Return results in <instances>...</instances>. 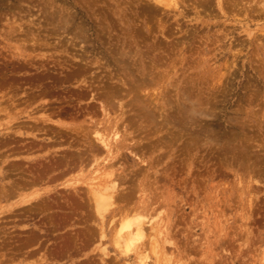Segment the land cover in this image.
<instances>
[{
	"label": "rangeland",
	"instance_id": "1",
	"mask_svg": "<svg viewBox=\"0 0 264 264\" xmlns=\"http://www.w3.org/2000/svg\"><path fill=\"white\" fill-rule=\"evenodd\" d=\"M197 1L187 0L184 5L178 2L177 7L168 6L178 8L173 11L156 5L159 10L153 8L144 14L142 5L148 7L153 2L0 0V101H4L0 102V108L12 114L23 110L36 116L49 115L55 129L57 124H64L87 127L90 132L94 130L91 128L100 126L103 131L107 128L108 117L118 119L117 126L105 132L119 129L118 141H128L129 149L124 150L128 154L123 156L125 161L121 156L119 160H112L115 163L113 169L123 175L138 173L125 179L130 183L129 186L125 182V187L130 188L127 192H132L135 186L130 202L125 201L129 202L126 209L130 214L136 212L146 225L160 223L170 232L168 239L172 245L165 244L169 262L162 259L159 264H264V174L256 177L252 170V163L255 164L257 159L262 161L260 165L264 169V11L259 10L258 0H236L238 3L222 0L226 13L220 12L217 0ZM48 2L61 8L58 10L62 15H57L56 19H70L67 33L55 28L56 22L43 21L44 6H49ZM239 2L255 9L245 10L247 6L243 9ZM256 8L259 11L256 12ZM54 9L50 8L51 11ZM75 31H84L86 41L75 40ZM31 34L35 35L32 38L40 39L39 45L32 43ZM16 47L20 48V54H16ZM105 93H108V99ZM6 97L11 99L5 101ZM187 97L196 107L186 101ZM109 105L113 108L108 107L110 114L103 118L102 106ZM183 105L197 108L208 116L195 119L196 128L192 133L202 131V134L197 139L198 144L192 146L191 154L181 149L188 143V137L177 143L168 142L164 130L153 134L151 127H147L148 131H145L146 124L141 117L146 109L156 111L158 123L161 120L158 112L171 117L178 115L177 122L183 126L185 121L177 113ZM161 106L163 110L159 111ZM127 117L131 118V123ZM21 121L15 123L16 129L28 120L23 118ZM7 122L1 114L0 129ZM132 123H135L134 127L130 125ZM120 128L124 131L120 132ZM207 134L213 139L212 143L206 140ZM164 138H167V147H163ZM142 143L146 144L144 148ZM157 146L159 150L155 151ZM231 148L237 150L236 155L244 149V160H233V154H228ZM4 149H0L3 155L12 153L8 162L19 160V166H25L27 161L23 156L16 157L15 153ZM38 152L36 163L42 164L49 159L43 152ZM107 157L101 150L97 156L100 159L93 167L87 163L83 170L77 168L71 174L61 171L62 174L49 180V173H45L42 177L47 181L28 187L35 186L38 192L48 190L40 196L48 207L38 212L36 209L42 207L39 201L0 219V246L3 245L0 264H17L20 259L24 260L22 264L32 260L37 263V257L46 249L56 256L48 254L45 264H156V256L149 249L147 260L140 259L133 251L128 254L118 251L111 240L112 232L108 231L107 238L100 239L95 233L96 226L92 229L94 238H89L83 249H77L78 245L74 244L71 235L84 230L80 212L85 209L78 206L77 213H63L73 209L67 203L75 204V200H71L73 191L64 186L71 183L70 180H77L78 190L84 191L85 183L91 177L108 171V168L103 169ZM246 163H250L249 168ZM19 175L18 172H7L3 181L11 183ZM253 177L258 178L259 183ZM142 181L146 182L145 190L137 187ZM52 200L57 203L53 204ZM77 216L81 219H75ZM92 220L99 222L93 215ZM36 226L44 228L46 234L33 231ZM115 226L113 224L110 230ZM32 234L37 241L23 248H20L23 245H16ZM40 239L43 240L38 244ZM65 242H68L69 250L56 252ZM2 253H5L3 257ZM27 254L28 258H25Z\"/></svg>",
	"mask_w": 264,
	"mask_h": 264
},
{
	"label": "bare ground",
	"instance_id": "2",
	"mask_svg": "<svg viewBox=\"0 0 264 264\" xmlns=\"http://www.w3.org/2000/svg\"><path fill=\"white\" fill-rule=\"evenodd\" d=\"M134 1L141 3L144 0H134ZM145 1H147L149 3L153 2V5L149 4L147 7L142 2V4H143L142 8H143L144 14H147L149 12V10H152L153 8H154L153 10H159V7L156 5H159V6L161 5V6L170 8L173 11L177 7L176 5H178V2H180L182 5H184L187 2V0H145ZM204 1H206V0H204ZM252 1H254V0H252ZM235 2H237V1L235 0ZM48 3H49L48 5L50 7L47 5H46L47 7L44 6V8H45L44 14L46 13V15L44 16L45 20L43 19V21L44 22L46 21L49 24H53L54 22H56L55 28H57L58 30H63V33L66 32L68 30L67 27L70 24V19L68 17H65V18H63V20H61L59 17L62 15V13L58 10V8L61 9L60 6H58V8H56V5L54 3H50V2H48ZM197 3H198V1H197ZM197 3H196V5H197ZM249 3H250V1L248 2V4ZM43 4H44V2H43ZM181 4H179V5H181ZM240 4H242V3H240ZM243 4H242V8L245 9L247 5L245 6ZM257 4L260 6L259 7L260 9L259 8L258 9L264 11V0H258ZM170 5H175L176 7L174 9H172L171 8L172 6L168 7ZM217 5L219 6V9L221 10L220 12H225L224 9H226V8H223L224 6L222 4V0H217ZM230 5H232V4H230ZM235 5H238V4H235ZM33 6H35V5H33ZM237 7H238V11H239V6H237ZM249 7L255 9L251 5H249ZM249 7L247 6V9H245V10H249L248 9ZM40 8H42V5ZM48 8H49V10H47ZM50 8H51V10L56 8V10L54 9L53 11H51ZM170 9H168V10H170ZM177 9H175V10H177ZM236 9H234V10H236ZM258 9L256 10V12L259 11ZM164 10H166V9L164 8ZM38 12H40V11H38ZM233 12L235 13L236 11H233ZM240 12H241V9H240L239 13ZM231 13H232V11H231ZM43 15H40V16H43ZM57 15L59 16L58 19H56ZM37 16H39V15H37ZM41 19H42V17H41ZM41 19L39 20V23H40ZM32 23H34V22H32ZM53 28H54V26H53ZM43 29H44V27H43ZM49 30H51V29H49ZM58 30H56V31H58ZM23 32H25V31H23ZM58 32H56V33H58ZM52 33L55 34V30ZM71 33H73V32H71ZM71 33H69V34H71ZM79 33H81V34H79ZM32 36H35V35L31 34V38H32ZM36 36H38V35H36ZM39 36L41 37V35H39ZM42 36H43V34H42ZM74 37H75V40L79 39L80 41H83V42L86 41V37L84 36V31H79L78 33L75 31ZM71 39L72 38H70V40ZM39 40L40 39L38 37L37 38L34 37V38H32V43L34 41L35 44H37L40 42ZM70 40L69 41L67 40V41L71 42ZM26 41H28V40H26ZM43 42H45V41H43ZM35 44H34V46H35ZM68 44H70V43H68ZM37 45H39V44H37ZM63 49H65V48H63ZM16 50L18 51V53H16V52L15 53L20 54L19 53L20 48L16 47ZM64 51L61 50V52H64ZM123 53L127 54L128 52H123ZM28 62L31 63L30 61H28ZM149 69H150V67H149ZM104 96L107 99L109 98L108 93H105ZM3 98L4 97H1V99H3ZM10 99H11V97H6L5 101H9ZM186 101L190 105L194 106V103L191 102V100L188 97L186 98ZM0 102L2 103L4 101L1 100ZM111 106L112 105L102 106V110L104 112L103 118L108 117V115L110 114V110L113 108V106L112 107ZM192 106L187 108L185 105H183L182 108L177 111L178 114L182 115V119H184L183 121H185L184 122L185 124H183V126H180V123L177 122L178 117H179L178 115L176 117V115L174 114L175 117L177 118L176 119L175 117H171L170 115H169L170 116L169 117V116L162 115L161 114L162 112H160V113L158 112L157 114H160V117H161V120L158 123L157 121H159V119L156 120L157 115H156V113H154L156 111L153 112V111L147 110V109L144 110L142 112L141 117L144 119V123L146 124V130L145 131H148L147 127H151L150 130L152 131V133L154 132L155 134L160 133L164 130L167 133V137L169 139L164 138V140H162L163 147H167L169 141L173 140L172 143H174L175 141L177 143L179 139L181 140L183 138L188 137V143L183 144L182 145L183 147H181V149L184 148V151L190 153L192 150V146L195 147V145L198 144L199 141H197V139L202 134V131H198V133L197 132L192 133L193 132L192 129L196 128V125H194V124H196L197 121L195 119L197 117L198 118H201V117L207 118L208 117L206 112H202V111L200 112L197 110V108H194L196 106H194V107H192ZM108 107L109 108L111 107V109H109ZM160 108L161 109H159V111L160 110L162 111L163 110L162 106ZM121 111L123 112L122 109H121ZM30 112H27L28 114H26L23 110H21L20 112L15 111L12 114L10 111H5V108H0V115L3 114L8 119L6 126H3L0 129V136L2 137L0 139V149L5 148L4 150L12 151L13 153H15L16 157L17 156H23L25 158V161L29 162V163L26 162L25 166L21 167V166H19V163H20L19 160H16L13 162L7 161V160H10L9 157L12 153H8L5 155L0 153V168H1L0 169V188H1V191H0V219H2L7 214L12 216L16 210L24 209L26 207H31L34 204H37L39 201L41 202L42 207H38L36 210H38V212H43L44 210H46V208L48 206L44 201H42V198L40 196H41V194L42 195L47 194L48 190L47 191L40 190L38 192L37 191L38 188L35 189V186L32 188H28V187H30L32 185H37L39 182H42V181H47L52 176L54 177V175H56V174H62L61 171H63L64 173L70 172L69 174H71V171H73L77 168H80L81 170H83L82 168L87 163L91 164L92 165L91 167H93V164L96 165V163L100 159V158H97V156H98V153H100V151L102 150V152H104L108 156L107 157L108 159H106V160L104 159V163H103V169L108 168L107 172H99L98 170H96V172L97 173L99 172L100 174L97 176L95 175V176L91 177L89 182L87 181L85 183L86 188L82 192L80 190H78L79 186L77 184V182H78L77 180H75V182H72V180H70L71 183H69V181H66L69 184H66L64 186V189H71L73 191L74 194H73L71 200H73V201L75 200L74 201L75 206L72 204V202L67 203V201H70V200L66 199L67 200V201L65 200L66 203L69 204L71 207H73V209L71 211H64L63 213L64 214H69L72 212L77 213V212H79L77 210L78 206H81V208L85 209V211L80 212L82 214V218L84 221V225L81 227L82 229H84L83 231H81L82 234L80 235L81 232H78L77 234L72 233V235H71V237L74 239V244L76 246L78 245L77 249H83V247H85V245H86V241L89 238H91V239L94 238L93 237L94 234H93L92 229L96 226L97 229H96L95 233L98 235V238H100V239L104 240L105 238H107L108 231L112 232L113 237L111 240L113 241L112 243L118 248V251L120 250L121 252H124L127 254H128V252L133 251V253H135L137 255V257H139L140 259H145V258H147L146 254H147V250L149 249V251L152 252L156 256L155 257L157 259L156 264H159V262L162 259L169 262V259L166 256L167 253L169 255V252H166L167 246H165V244L170 243V245H172V243H171V239H168L170 232L167 229V227H164V225L161 226L160 223L156 224V225H149V224L146 225L147 222H146V224L144 222H142L140 217L135 215L136 212H132V214H130V211L128 210V208L126 209V204L129 203L131 200L130 195H132L133 194L132 192L135 190L134 189L135 186L132 187L133 186V184H132L131 187H132L133 191L127 192V188H129V187H128V185H126V187H125V184L129 183V181L128 182L126 181L127 180L126 177L127 176L129 177L131 175L133 176V175H136L138 173L133 174V172H132L130 175H123V173H121V171H120V173L119 172L117 173V171L113 169L115 163H113L112 160L113 159L119 160L118 158H119V156H121V160L124 159L123 161H125V157H127L128 154H125L124 150L129 149V144H127L128 141L126 143L125 142L126 140H124V142L126 144L123 142L121 143L120 142L121 140L118 141L120 139L119 138V135H120L119 129L118 130L113 129L111 132H108V133L105 132L109 128L116 127L117 126L116 120H118V119L113 120L114 119L113 117H115V116L112 117L113 119L108 117L106 121L104 120L107 123V128L105 130L102 131L101 129H99V128H101L99 126V128H96V127L91 128V130L92 129H94V130H92V132H90L89 129H86L87 127H85V128L83 126L70 127V126H66L64 124H57V126L54 124L56 126V129H55L52 125L53 124L52 118L49 115L40 114V115L36 116V115H31ZM114 115H118V114H116L114 112ZM121 115H126V114H121ZM121 115H119V117ZM126 116H128V115H126ZM130 117H132V116H130ZM23 118H26L28 121L24 122L22 125H18V127L16 129L15 123L22 122L21 120ZM123 118L124 117L122 116V119ZM126 120H128L129 123H131V118L127 117ZM102 121L101 122L99 121V123H102ZM119 122H121V121H119ZM130 125H132V127H134L135 123L134 124L132 123ZM181 125H182V123H181ZM137 127H139V126H137ZM137 127L134 129V131L137 129ZM142 127L145 128V125L144 126L142 125ZM142 127H140V128H142ZM198 127H200V126H198ZM121 128H124V127L121 126ZM187 129H190V131H187ZM130 130H131V128H130ZM123 131H124V129H123ZM123 131H122V129L120 130V132H123ZM134 131H133V133H134ZM112 133H113V135L111 136ZM127 135H129V134H127ZM44 137H47L48 140L44 141L43 140ZM21 138H30L31 140L24 142L23 140L20 141ZM131 138L132 137H130V139ZM144 138H142V142L144 141ZM205 138H206V140H208L209 143H212L213 139H210L208 134L205 136ZM165 139H167L168 142ZM113 140H114V143H113ZM65 142H66V144L67 143L68 144L66 146H62ZM159 142H161V141H159ZM136 144L137 143H135V145ZM149 144H150V142H149ZM145 145L146 144H143L141 147L144 148L143 146H145ZM150 145H152V144H150ZM170 145H171V142H170ZM151 147H153V146H151ZM130 148H134V145H130ZM157 148L159 150L158 146L154 150L158 151ZM151 149L153 150V148H151ZM59 150H62L61 151L62 154H59V152H60ZM147 150L149 151V149H147ZM152 150H151V152H152ZM193 150H195V149L193 148ZM243 150L244 149L239 151L240 152L239 155L238 154L236 155L237 150L235 148L234 149L231 148L230 152H228V151H225V152H228V154H233V160L237 159L238 161H241V160H244V158H242V157H244L242 155ZM38 151H41L44 154H46L49 159H46L42 164H40L39 162L36 163V161H38V157H39L36 154V152L39 153ZM130 152H128V153H130ZM165 152H167V150ZM186 152H182V154L186 153ZM153 154H155V153H153ZM182 154L179 153V155H181V156H182ZM179 155H177V156H179ZM123 156H125V157L123 158ZM167 156H170V154ZM184 156H186V155H184ZM143 157H140V158H143ZM158 157H159V155H158ZM158 157L156 156V158H158ZM43 158L45 159L46 157L43 156ZM159 158H161V157H159ZM189 159L190 158H188V160ZM245 161H246V159H245ZM108 162H111V163L108 164ZM143 162L146 163V161H143ZM147 163L149 164V163H151V161H148ZM254 163L255 164L252 163V165H253L252 170L255 171L254 176H256V177H257V175L259 177L263 176L264 169L260 165V163L262 164V161L260 159H257V161ZM99 164H100V162H99ZM249 164L246 163L247 168H249ZM143 165H145V164H143ZM256 165L258 167H256ZM141 166H139V167H141ZM4 167H6L7 169H5ZM153 167H151V168H153ZM247 168H245V169L247 170ZM145 170H146V168H145ZM7 172L8 173L18 172V174H20V175L17 179H15V180L13 179V181L11 183L10 182H4L3 179L6 177ZM145 172L147 173V171H145ZM45 173H49V175L47 176V180L43 179V177H42ZM74 173H75V171H74ZM103 173H105V174H103ZM63 176H65V175H63ZM70 176L71 175H69V177ZM132 176L129 178H132ZM142 179L144 180V178H142ZM145 179H146V177H145ZM254 179H253V181H254ZM257 179L258 178H256L255 180H256V182L259 183V180H257ZM139 180H140V178H139ZM20 181H22V183H20ZM262 181H260V182L262 183ZM133 182H135V180L132 181V183ZM149 185L150 184H148V186ZM129 186H130V183H129ZM138 186H140V188L142 187V189L145 190L146 182L142 181L141 183H138L137 187ZM132 199H133V196H132ZM126 200H129V202L125 203ZM50 202H52L53 204L57 203L56 200H52ZM123 202L125 203V205ZM137 209L138 208H136L135 210L137 211ZM130 210L133 211L132 209H130ZM51 212H53V211H51ZM92 215L94 216V219L99 221L98 223H96L95 220H92ZM107 217H109V218L107 219ZM67 219L68 218L65 215V217H64L65 222ZM75 219L80 220L81 218L77 216ZM15 220H18V218H16ZM108 224H110L109 228L107 227ZM113 224H114V226L115 225L116 226L113 230H110L111 226ZM26 226H28V224ZM32 230L37 232L38 234L39 233L40 234H46V231L44 230V228H41L40 226L33 227ZM84 231H85V234L83 233ZM43 232H45V233H43ZM42 240L40 239L38 241V244H41ZM34 241H37V238L34 234L26 235L25 240L21 241L19 244H16V245L17 246L23 245L22 247H20V248H23L24 246L31 245ZM1 244H3V241L1 242ZM170 245H168V246H170ZM2 246L3 245L0 246V249L3 248ZM173 247L175 249L174 245H173ZM74 248H76V247H74ZM60 249H61V252H63V251L67 252L69 250L68 242H65L64 245H61L59 250H57L56 252H59ZM167 249H168V247H167ZM171 249H172V247H171ZM47 250L48 249H46V251ZM46 251L43 254H41L40 257H37V259L39 260V261H37V263H34L33 260L31 259L32 261L28 262L26 264H45L44 261L46 259H48L47 255L53 254L52 252H46ZM172 251H173V249L170 250L171 253H172ZM4 255H5V253H2L1 256L3 257ZM58 255L60 256V254H58ZM54 256H56V255H54ZM103 256H105V254H103ZM24 257L28 258V254ZM263 258L264 257L262 256V259ZM145 260H147V259H145ZM1 261H3V260H1ZM154 261H155V259H154ZM22 263H24V260L20 259L17 264H22ZM153 264H154V262H153Z\"/></svg>",
	"mask_w": 264,
	"mask_h": 264
}]
</instances>
